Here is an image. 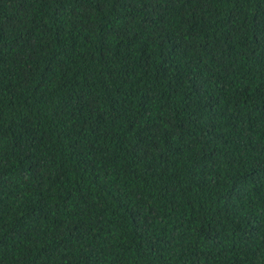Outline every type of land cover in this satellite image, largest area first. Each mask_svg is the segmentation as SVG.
<instances>
[{
    "label": "trees",
    "instance_id": "obj_1",
    "mask_svg": "<svg viewBox=\"0 0 264 264\" xmlns=\"http://www.w3.org/2000/svg\"><path fill=\"white\" fill-rule=\"evenodd\" d=\"M0 264H264V0H0Z\"/></svg>",
    "mask_w": 264,
    "mask_h": 264
}]
</instances>
